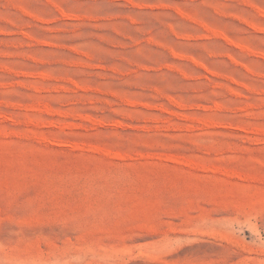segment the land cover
<instances>
[{
  "label": "rangeland",
  "instance_id": "1",
  "mask_svg": "<svg viewBox=\"0 0 264 264\" xmlns=\"http://www.w3.org/2000/svg\"><path fill=\"white\" fill-rule=\"evenodd\" d=\"M0 264H264V0H0Z\"/></svg>",
  "mask_w": 264,
  "mask_h": 264
}]
</instances>
